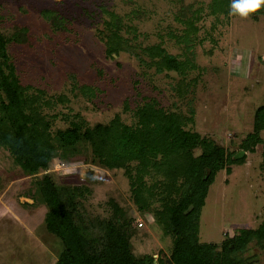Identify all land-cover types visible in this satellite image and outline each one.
<instances>
[{
    "label": "rangeland",
    "instance_id": "obj_1",
    "mask_svg": "<svg viewBox=\"0 0 264 264\" xmlns=\"http://www.w3.org/2000/svg\"><path fill=\"white\" fill-rule=\"evenodd\" d=\"M211 0H0V30L9 37L24 30L19 43H10L7 53L24 86L42 90L49 96H64L56 114L80 115L89 126L106 125L115 115L132 123L130 110L144 99H156L164 110L193 111V123L187 129L213 140L227 152H239L240 144L253 132L255 111L264 106V14L242 19L238 15H220L218 21L205 16L199 37L211 32L212 40L188 49L189 57L200 69L197 82L187 100L179 101L172 92L174 73L156 75L148 72L141 78L138 62L121 54L114 60L106 57L96 35L101 26L102 7L128 19L138 31L137 43L154 46L163 40L165 49L175 56L184 46L175 43L180 26L175 17L204 8ZM53 11L66 19V29L53 31L41 12ZM130 17V16H129ZM217 22V23H216ZM211 25L213 29H211ZM195 71L190 78L197 76ZM136 82V83H135ZM95 89L92 101L81 96L72 85ZM59 114V116H60ZM58 117L53 130L64 129ZM264 143V131L260 134ZM262 146L247 154L240 166H232L230 176L219 172L209 187L199 217L201 243L220 245L226 236L240 230H253L264 220V172L260 168ZM59 183L85 186L92 195L88 214L104 217L106 202L113 199L128 211L134 222L143 227L131 241L136 254L147 255L159 264L167 259L171 236H163L152 223L150 214H139L130 199L128 181L122 171L105 172L59 159L51 169ZM88 172L92 176L87 177ZM30 179L12 163L0 148V264H54L60 242L47 234L43 225L45 210L31 209L23 203ZM253 255L258 257L251 258ZM157 256V257H156ZM243 258L249 264H264L262 252L250 245Z\"/></svg>",
    "mask_w": 264,
    "mask_h": 264
},
{
    "label": "trees",
    "instance_id": "obj_2",
    "mask_svg": "<svg viewBox=\"0 0 264 264\" xmlns=\"http://www.w3.org/2000/svg\"><path fill=\"white\" fill-rule=\"evenodd\" d=\"M231 3L211 0L205 6L206 14L204 8H198L175 17L179 33L168 37L184 46L179 56L171 55L162 39L149 47L137 43L138 31L125 22L137 17L135 11L127 18L102 7L96 35L106 57L114 60L127 54L134 58L141 68V78L148 72L174 73L177 79L172 92L182 102L192 93L201 72L188 56V49L205 39L213 42L211 32L199 37L205 16L218 21L220 15L227 16ZM261 14L264 6L253 15ZM41 17L51 23L53 31L66 29V19L53 11L41 12ZM23 36L24 30L9 37L0 30V148L30 179L24 198L32 203L23 206L42 207L45 232L60 242L54 264H154L150 256L134 251L131 241L137 236L138 226L128 211L109 199L106 216L88 214L91 190L59 183L51 172L55 159L67 164L80 162L105 172H123L136 211L150 214L161 234L172 238L169 256L158 260L159 264H249L242 255L250 245L260 249L264 261V220L256 229L226 236L220 245L199 240L200 211L216 175L224 171L230 176L232 166L244 164L246 155L254 154L258 145L262 146L260 168L264 172V143L260 138L264 106L255 111L253 132L241 142L239 152H227L213 140L188 130L193 123L192 110L188 115L167 111L156 99H144L132 110L126 103L123 111L131 113V124L115 115L106 125L91 127L78 114H56V107L68 101L64 96L52 97L21 83L7 48ZM195 71L197 76L190 78ZM77 88L87 100L94 99L95 89L73 84L71 92ZM58 117L67 127L53 130Z\"/></svg>",
    "mask_w": 264,
    "mask_h": 264
},
{
    "label": "clouds",
    "instance_id": "obj_3",
    "mask_svg": "<svg viewBox=\"0 0 264 264\" xmlns=\"http://www.w3.org/2000/svg\"><path fill=\"white\" fill-rule=\"evenodd\" d=\"M262 6H264V0H232L230 14L247 19L260 11Z\"/></svg>",
    "mask_w": 264,
    "mask_h": 264
},
{
    "label": "built area",
    "instance_id": "obj_4",
    "mask_svg": "<svg viewBox=\"0 0 264 264\" xmlns=\"http://www.w3.org/2000/svg\"><path fill=\"white\" fill-rule=\"evenodd\" d=\"M137 222V226H138V228H141V227H143V223L142 222H140L139 220L138 221H136ZM157 257V256H156Z\"/></svg>",
    "mask_w": 264,
    "mask_h": 264
},
{
    "label": "water",
    "instance_id": "obj_5",
    "mask_svg": "<svg viewBox=\"0 0 264 264\" xmlns=\"http://www.w3.org/2000/svg\"><path fill=\"white\" fill-rule=\"evenodd\" d=\"M192 206L191 207H189V209H188V211L187 212H185V215L189 212V211H191L192 210ZM147 261V260H146Z\"/></svg>",
    "mask_w": 264,
    "mask_h": 264
}]
</instances>
